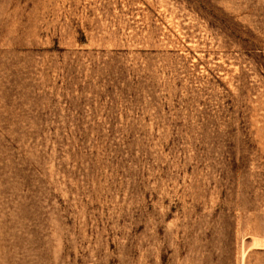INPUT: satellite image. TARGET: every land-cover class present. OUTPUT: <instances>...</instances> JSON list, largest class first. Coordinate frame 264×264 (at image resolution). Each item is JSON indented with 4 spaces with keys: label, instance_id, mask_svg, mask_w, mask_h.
Segmentation results:
<instances>
[{
    "label": "rangeland",
    "instance_id": "1",
    "mask_svg": "<svg viewBox=\"0 0 264 264\" xmlns=\"http://www.w3.org/2000/svg\"><path fill=\"white\" fill-rule=\"evenodd\" d=\"M0 264H264V0H0Z\"/></svg>",
    "mask_w": 264,
    "mask_h": 264
}]
</instances>
